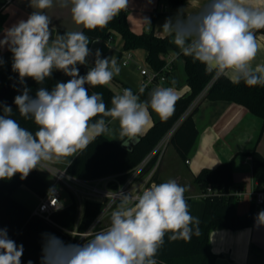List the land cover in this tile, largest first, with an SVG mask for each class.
Here are the masks:
<instances>
[{"label": "clouds", "instance_id": "clouds-1", "mask_svg": "<svg viewBox=\"0 0 264 264\" xmlns=\"http://www.w3.org/2000/svg\"><path fill=\"white\" fill-rule=\"evenodd\" d=\"M54 2L70 8L75 25L88 31L103 29L129 4V0H30L34 11L5 30L0 48L6 46L12 53V70L22 83L32 78L43 84L54 69L71 79L58 82L51 91L41 87L35 97L25 87L14 98L19 114L37 126L35 133L12 118L10 106H0V180H11L16 174L23 180L35 169L49 171L52 162L76 156L110 131L104 117L119 122L121 137L135 139L150 121L149 108L166 121L180 98L172 87H156L149 100L141 101L125 88L112 97L109 108L102 93L89 94L85 85H108L119 75L120 66L115 58H101L97 50L94 67L79 75L76 65L85 64L90 55L89 38L81 30L53 38L45 10ZM162 28L179 49L175 55L191 57L216 78L264 86V65L252 66L261 48L256 32L264 29V0H206L193 13L178 10ZM187 190L169 179L136 194L108 193L110 202L98 217L101 223L108 215V225L90 230L82 237L83 244H65L48 234L41 264H157L166 234L171 241H187L200 234V220L191 215L185 198ZM49 199L56 210L62 207L55 188L49 189ZM256 223L264 225V211L258 213ZM23 252V245L0 228V264H21Z\"/></svg>", "mask_w": 264, "mask_h": 264}, {"label": "trees", "instance_id": "trees-1", "mask_svg": "<svg viewBox=\"0 0 264 264\" xmlns=\"http://www.w3.org/2000/svg\"><path fill=\"white\" fill-rule=\"evenodd\" d=\"M185 0H167L169 5L175 6ZM6 0H0V9ZM159 12L152 13L150 17V28L140 33L135 32L128 18V11L122 10L111 22L103 29L93 31L82 30L89 38L88 47L95 39L109 41L112 32H119L124 40V48L137 49L143 48L147 51L146 61L155 70H161L165 65V60L161 57L166 54L169 48L174 47L171 36H157L154 32V25ZM4 16L0 13V31L3 26ZM257 34H264V29L258 30ZM185 60L186 80L190 87L189 92L179 96L176 102L173 115L165 120H157L148 130L138 135L135 139L125 137L121 141H113L105 135L98 136L86 149L78 153L75 158L67 165V172L82 179H94L110 174H122L125 179L132 171L160 142L166 133L174 127L182 115L186 112L192 102L200 95L208 84L214 79V73L205 71V66L191 57L180 54ZM12 62H9L0 70V79L3 84L8 85L9 90L6 96L0 101V106L7 105L12 108L13 117L22 127L35 133L37 126L30 119L23 118L14 103V98L20 95L24 88H28L29 95L35 97L37 90L41 87L49 91L58 82H67L71 77L61 70H53L52 76L46 78L43 84H38L32 78H25L22 83L17 72L12 70ZM79 75L84 76L89 71L88 65L77 64ZM88 88L89 94L99 92L103 95V100L107 107H112L111 99L117 94L109 86H97ZM154 89L153 85L143 88V92H133L137 94L141 101L150 99V92ZM204 99L208 100H229L247 107L253 114L263 119L261 134L264 131V86L257 85L249 87L245 83L234 84L228 77L215 78L207 89ZM197 105L175 129L170 143L175 148L179 157L185 161L196 142L199 134L198 126L195 121V114L198 111ZM2 114V107H0ZM97 117L96 119H99ZM105 121L110 117H104ZM237 155L250 157L252 171L257 181L256 188L264 190V154L257 148L251 151H242ZM234 158L222 162L214 168L204 167L195 176V182L199 185L201 192L207 191L208 187L217 190L204 197L205 208L202 220L199 224L200 234L193 235L190 240L168 239L166 234L164 244L158 250L157 264H216V255L212 252L209 243V233L213 226L221 225L231 229H240L250 226L253 223L256 210L260 208L264 211V203L259 207L253 203L250 209L244 213L236 210L235 203L237 198L233 195L225 196L230 187L234 185ZM26 185L39 196L43 197L48 192L51 184L43 179L33 170L25 179H21L16 174L11 180H0V228H6L9 238L14 240L17 245H23L24 252L21 257V264H41L42 249L46 236L50 234L59 238L65 244H69L71 235L68 230H73L77 223L78 207L76 198L64 209L52 214V221L34 214L33 211L18 201L14 192L21 186ZM190 211L191 197L185 196ZM102 204L98 201L87 199L85 201L82 218L79 222V230L86 229L96 218L101 210Z\"/></svg>", "mask_w": 264, "mask_h": 264}, {"label": "crops", "instance_id": "crops-1", "mask_svg": "<svg viewBox=\"0 0 264 264\" xmlns=\"http://www.w3.org/2000/svg\"><path fill=\"white\" fill-rule=\"evenodd\" d=\"M206 0H185L183 3L172 6L167 0H129L128 18L132 29L140 33L150 28V17L152 13L159 12L154 32L157 36L168 35L162 28L167 18L174 17L178 10L185 14L193 13L205 3ZM34 11L30 6V0H6L0 9L4 16V22L0 31V39H3L5 30L16 24L20 20H26ZM46 14L51 19L50 29L53 38L58 34L69 31L83 30L82 26L75 25L72 20L70 8H62L54 2ZM257 42L261 45L256 58L252 62L253 68L264 65V34L256 33ZM90 55L86 58L89 68L94 67L96 52L99 50L101 58H115L120 66V73L114 76L107 85L117 94H121L123 88H129L134 93L139 92L143 87L144 76L140 67L152 68L146 61L147 51L143 48L129 49L132 59H135L134 66H127L124 59V40L122 35L112 32L109 41L95 39L90 45ZM179 49L169 48L163 56L173 58L174 69L171 73V81L166 84L156 85V87H168L173 85L178 96L189 92L190 87L186 80L185 60L180 55H175ZM0 70L9 62L13 61L12 53L7 47L0 48ZM130 61V60H129ZM137 95V94H136ZM199 108L194 118L198 126L199 134L187 159L189 163L183 161L175 152L166 159L163 157L161 168L165 167L171 171L170 179H174L182 186L187 187L185 196L191 197L190 213L194 217L202 220L205 201L200 196L201 189L195 182V176L204 167L214 168L222 162L234 158V185L242 189L244 194L237 198L235 207L239 213H244L250 209L254 203L253 192L257 189V181L252 171L250 157L237 155L242 151H251L257 148L264 154V131L261 134L263 119L253 114L247 107L229 100H208L202 98L198 104ZM150 121L139 134H144L153 123L160 117L149 108ZM110 131L103 135L113 141H121L119 122L115 120L106 121ZM75 158L69 157L61 162H52L48 170L37 169L38 174L50 184L54 181L53 167L67 168V165ZM70 161V162H69ZM160 169V168H159ZM160 173V172H159ZM159 182H163L158 179ZM13 196L30 208L32 211L37 207L41 196L35 193L26 185H21ZM84 211V209H83ZM80 214V210L78 215ZM83 214V212H82ZM81 214V218H82ZM255 214L253 223L250 226L231 229L221 225H215L209 233V243L212 252L216 255V264H264V225L258 226ZM78 219V218H77Z\"/></svg>", "mask_w": 264, "mask_h": 264}, {"label": "built area", "instance_id": "built-area-1", "mask_svg": "<svg viewBox=\"0 0 264 264\" xmlns=\"http://www.w3.org/2000/svg\"><path fill=\"white\" fill-rule=\"evenodd\" d=\"M131 59V52L128 51L124 53L125 61L128 62ZM163 59L165 60V65L161 70H155L149 67H140L141 74L144 76V88L149 85H153L154 87L156 85L166 84L171 81V73L174 69V60L173 58L166 56H163ZM215 78L216 77H214V79H212L203 92L197 96V98L192 102V104L182 115L179 121L174 125V127L170 129L160 140V142L153 148V150L132 171H130L125 179H122V174H110L94 179H82L68 173L66 167H53L54 181L51 183L50 188H55L56 198L62 204V207L59 210H56L51 205L48 190L46 195L41 197L37 207L33 209V213L44 217L48 221H52V214L56 211L66 208L72 202V198L85 196L87 199L100 202L102 207L96 218L84 230H79L78 228L79 222L81 220V215H78L75 228L73 230H68L69 234L71 235L69 244H83L85 241L82 237L86 236L90 230L99 231L106 227L109 223L108 215H105V218L101 223H98V217L101 216L102 212L110 202V199L107 198L108 193L111 194L112 192L117 191H123L127 193L131 191L132 194H136L138 191H142L144 188L151 186L153 183H162L156 179V175L163 161L166 147L169 144L175 129L181 123V121L200 103L202 98L205 96L207 89L215 80ZM168 87L174 88L173 85H169ZM186 162L189 163V159H186ZM64 191L69 193L71 197L70 203L67 202L66 197L63 196ZM216 191L217 190L208 187L207 191L200 193V196L204 198L210 193H214ZM243 194L244 192L242 189L232 186L227 192H224L223 195H233L235 198H240ZM252 194L254 203L257 207L264 203V190L256 189ZM260 211L263 210L257 208L256 213H259Z\"/></svg>", "mask_w": 264, "mask_h": 264}, {"label": "rangeland", "instance_id": "rangeland-1", "mask_svg": "<svg viewBox=\"0 0 264 264\" xmlns=\"http://www.w3.org/2000/svg\"><path fill=\"white\" fill-rule=\"evenodd\" d=\"M129 50H124V53L128 52ZM123 53V54H124ZM122 61H124V63H126L127 66H134V62H135V59L133 58V60H130V61H125L123 59V57L121 58ZM177 93V92H176ZM173 153H176L174 148H173V145L169 142V144L167 145L166 147V150H165V158L167 159L169 157V155H172ZM160 172V173H159ZM171 171L167 170L165 167H160V169L158 170V173L156 175V179L158 180H161L163 182H166L168 181L171 177H170V173ZM63 196L66 197L67 199V202H71V197L69 195V193L67 191H64L63 192ZM87 200V198H85V196H80V197H77L76 198V201H77V207H78V213H79V210H80V215L82 214L83 212V209H84V206H85V201Z\"/></svg>", "mask_w": 264, "mask_h": 264}, {"label": "water", "instance_id": "water-1", "mask_svg": "<svg viewBox=\"0 0 264 264\" xmlns=\"http://www.w3.org/2000/svg\"><path fill=\"white\" fill-rule=\"evenodd\" d=\"M8 90H9L8 85L3 84L2 80L0 79V101L6 96Z\"/></svg>", "mask_w": 264, "mask_h": 264}]
</instances>
